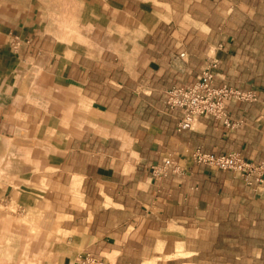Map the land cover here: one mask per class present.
<instances>
[{
	"label": "crops",
	"instance_id": "obj_1",
	"mask_svg": "<svg viewBox=\"0 0 264 264\" xmlns=\"http://www.w3.org/2000/svg\"><path fill=\"white\" fill-rule=\"evenodd\" d=\"M210 60L255 100L178 131L165 92ZM193 150L264 162V0H0V203L42 184L57 231L6 239L0 264H264V180Z\"/></svg>",
	"mask_w": 264,
	"mask_h": 264
},
{
	"label": "built area",
	"instance_id": "obj_2",
	"mask_svg": "<svg viewBox=\"0 0 264 264\" xmlns=\"http://www.w3.org/2000/svg\"><path fill=\"white\" fill-rule=\"evenodd\" d=\"M216 69L217 62L210 60L191 84L165 92L169 108L177 107L183 110V116L177 122L178 131L189 129L196 117L212 116L223 119L227 123L229 117L224 107L226 100H255L249 92H240L226 86H213ZM190 157L198 164H203L210 169L232 171L245 180L254 177L257 182H263L264 179V162L257 164L246 162L236 153L216 156L193 150ZM174 168L179 169L174 166L171 156H168L162 160L161 164L152 166L151 171L153 177L162 180L167 176L169 170ZM73 264L107 263L89 254H83L77 257Z\"/></svg>",
	"mask_w": 264,
	"mask_h": 264
},
{
	"label": "rangeland",
	"instance_id": "obj_3",
	"mask_svg": "<svg viewBox=\"0 0 264 264\" xmlns=\"http://www.w3.org/2000/svg\"><path fill=\"white\" fill-rule=\"evenodd\" d=\"M247 162V161H246ZM254 163V162H251ZM262 163V162H258ZM257 164V163H256ZM154 166V165H153ZM152 167V166H151ZM150 167V172L152 174ZM216 170V169H212ZM153 176V175H152ZM239 176V175H238ZM240 177V176H239ZM241 179H244L240 177ZM254 178V177H253ZM245 180V179H244ZM264 180V179H263ZM22 190L31 193L27 195V198L22 197L19 203H0V250L4 251L8 249L7 247H2V244H6L5 240L12 238L14 236H22L24 234L32 235V238H40L46 235L47 237L56 236L57 231L55 227H51V221L49 216L44 213L41 209L40 202L43 201L42 191L44 187L42 184H31L30 187H23ZM39 190V191H38ZM261 206L260 204L257 205ZM34 209V210H33ZM264 218V217H263ZM232 234V232H230ZM257 237H263L264 231L259 230L255 232ZM252 235V232L242 231L240 235V242H244V249L241 248L243 254H247V236ZM6 253H1V256Z\"/></svg>",
	"mask_w": 264,
	"mask_h": 264
},
{
	"label": "bare ground",
	"instance_id": "obj_4",
	"mask_svg": "<svg viewBox=\"0 0 264 264\" xmlns=\"http://www.w3.org/2000/svg\"><path fill=\"white\" fill-rule=\"evenodd\" d=\"M14 202L12 201L11 205L13 204ZM34 210V209H33Z\"/></svg>",
	"mask_w": 264,
	"mask_h": 264
}]
</instances>
